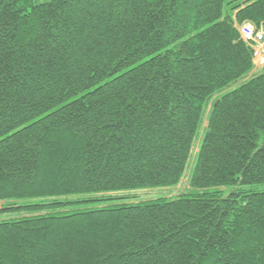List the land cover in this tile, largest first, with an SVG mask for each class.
<instances>
[{
	"label": "trees",
	"instance_id": "obj_1",
	"mask_svg": "<svg viewBox=\"0 0 264 264\" xmlns=\"http://www.w3.org/2000/svg\"><path fill=\"white\" fill-rule=\"evenodd\" d=\"M246 22L264 0H0V214L28 215L0 221V264H264ZM193 158L192 193L113 195Z\"/></svg>",
	"mask_w": 264,
	"mask_h": 264
},
{
	"label": "rangeland",
	"instance_id": "obj_2",
	"mask_svg": "<svg viewBox=\"0 0 264 264\" xmlns=\"http://www.w3.org/2000/svg\"><path fill=\"white\" fill-rule=\"evenodd\" d=\"M36 2L39 3H45L48 2L50 0H35ZM257 75V74H256ZM254 75V76H256ZM253 77V76H251ZM243 81L232 85L230 88H228L227 90H225L223 93L232 90L236 87H238L240 84H242ZM222 93V94H223ZM218 95L215 96L218 97ZM212 105L209 106L208 108V112L206 114V118L205 121L203 123V128L200 131L199 134V139L196 143V150L195 153L198 152V149L200 147V144L202 142L206 127H207V119L210 113V108ZM194 166H195V158H193L192 162H191V166L190 168L187 170L181 184L179 186L176 187H169V188H156V189H147V190H140V191H134V192H123V193H119V194H113L114 196H120V197H134V199L129 200L128 202H146V201H151V200H155V199H159V198H167V199H176L181 195H185L188 193H192L193 190L191 188V179H192V174L194 171ZM245 189L247 190H253V191H258V192H263L264 191V185H257V186H250V187H245ZM236 190V188H223V191L226 192V195L231 194L232 192H234ZM195 191V190H194ZM198 192V191H196ZM203 192V191H200ZM7 203H0V210L2 208H4V206H6ZM21 216H28L25 213L24 214H0V221L5 220V219H14L17 217H21Z\"/></svg>",
	"mask_w": 264,
	"mask_h": 264
},
{
	"label": "built area",
	"instance_id": "obj_3",
	"mask_svg": "<svg viewBox=\"0 0 264 264\" xmlns=\"http://www.w3.org/2000/svg\"><path fill=\"white\" fill-rule=\"evenodd\" d=\"M239 30L242 39L253 54L252 76H254L264 71V27L257 29L254 24L246 22Z\"/></svg>",
	"mask_w": 264,
	"mask_h": 264
}]
</instances>
